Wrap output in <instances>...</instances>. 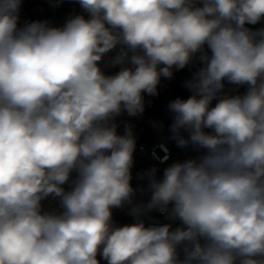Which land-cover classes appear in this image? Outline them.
I'll list each match as a JSON object with an SVG mask.
<instances>
[{"label":"clouds","instance_id":"1","mask_svg":"<svg viewBox=\"0 0 264 264\" xmlns=\"http://www.w3.org/2000/svg\"><path fill=\"white\" fill-rule=\"evenodd\" d=\"M77 2L86 15L55 27L20 26L22 0H0V264H264V28L248 27L264 0ZM194 60L169 131L201 154L142 174L134 203V125L118 118H142ZM126 204L136 222L116 225ZM151 211L180 226H146Z\"/></svg>","mask_w":264,"mask_h":264},{"label":"built area","instance_id":"2","mask_svg":"<svg viewBox=\"0 0 264 264\" xmlns=\"http://www.w3.org/2000/svg\"><path fill=\"white\" fill-rule=\"evenodd\" d=\"M74 14H85L80 8L77 0H22L20 8V26L28 21H49L52 26L61 27L65 20ZM86 15V14H85ZM116 51L110 52L101 62V67L106 74L112 75L117 73L121 65L112 66L109 61L116 55ZM127 66L131 67V64ZM202 65L198 60H194L185 68L180 70L173 69V77L167 79L161 77L158 85V95L148 96L145 94L146 108L142 118L124 119L139 128L136 134V149L134 152V165L132 168L131 184L136 189L134 203L147 202L150 193L146 190L147 180L141 179L142 174L152 168H156L157 177L162 178L163 171L166 167L177 161H183L189 158H195L201 153L194 150L193 147L181 148L177 146L175 140L171 138L169 126L172 123V114L168 111V104L177 97L187 99L192 95L191 91L184 86L185 82L192 78L193 74ZM246 91V86L231 85L225 81L224 92L229 94H242ZM151 102L150 104L147 102ZM213 106L216 101L214 100ZM153 122L162 125V128L153 127ZM122 131V129H121ZM208 131V130H206ZM139 134V135H138ZM187 136V132L183 133ZM75 173H73V177ZM67 189L68 184L64 185ZM45 206L51 205L52 208L58 207V201L49 198L43 202ZM132 205L126 204L122 208L113 209V221L116 225L123 226L136 222V217L131 214ZM146 226L162 225L171 223L173 228L180 226V221L170 220L166 215L159 211H151L141 217ZM100 264H107L101 256L97 257Z\"/></svg>","mask_w":264,"mask_h":264},{"label":"rangeland","instance_id":"3","mask_svg":"<svg viewBox=\"0 0 264 264\" xmlns=\"http://www.w3.org/2000/svg\"><path fill=\"white\" fill-rule=\"evenodd\" d=\"M248 27L252 28L253 30L264 28V20H262L260 23L256 25H249ZM139 132V128L137 126H134V135L136 137V134ZM139 135V134H138Z\"/></svg>","mask_w":264,"mask_h":264},{"label":"trees","instance_id":"4","mask_svg":"<svg viewBox=\"0 0 264 264\" xmlns=\"http://www.w3.org/2000/svg\"><path fill=\"white\" fill-rule=\"evenodd\" d=\"M125 118V116L124 117H120V118H118V121L120 120V119H124Z\"/></svg>","mask_w":264,"mask_h":264}]
</instances>
